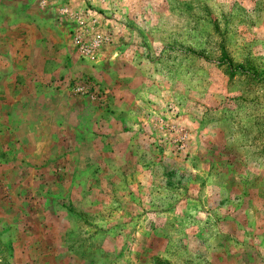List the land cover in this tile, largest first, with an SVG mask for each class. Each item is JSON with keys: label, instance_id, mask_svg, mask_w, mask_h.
I'll list each match as a JSON object with an SVG mask.
<instances>
[{"label": "rangeland", "instance_id": "obj_1", "mask_svg": "<svg viewBox=\"0 0 264 264\" xmlns=\"http://www.w3.org/2000/svg\"><path fill=\"white\" fill-rule=\"evenodd\" d=\"M0 264H264V0H0Z\"/></svg>", "mask_w": 264, "mask_h": 264}, {"label": "crops", "instance_id": "obj_2", "mask_svg": "<svg viewBox=\"0 0 264 264\" xmlns=\"http://www.w3.org/2000/svg\"><path fill=\"white\" fill-rule=\"evenodd\" d=\"M9 5H10V7H12L13 9L16 7L14 4H12L11 2H9ZM24 9H26V7H24ZM12 70V69H11ZM13 75H15L16 74V70H13L12 72H11Z\"/></svg>", "mask_w": 264, "mask_h": 264}]
</instances>
